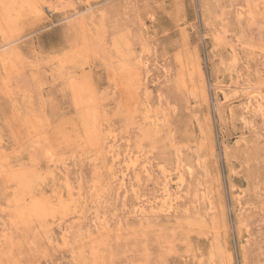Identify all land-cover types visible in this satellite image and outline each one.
<instances>
[{
    "label": "rangeland",
    "instance_id": "obj_1",
    "mask_svg": "<svg viewBox=\"0 0 264 264\" xmlns=\"http://www.w3.org/2000/svg\"><path fill=\"white\" fill-rule=\"evenodd\" d=\"M55 3L0 0V264H264V0Z\"/></svg>",
    "mask_w": 264,
    "mask_h": 264
},
{
    "label": "bare ground",
    "instance_id": "obj_2",
    "mask_svg": "<svg viewBox=\"0 0 264 264\" xmlns=\"http://www.w3.org/2000/svg\"><path fill=\"white\" fill-rule=\"evenodd\" d=\"M64 2H65V0H58V4L57 3H55L54 5H53V7H55V8H57V6L56 5H58L60 8L63 6V4H64ZM53 9V8H52ZM56 11V10H55ZM115 44V43H114ZM117 45V44H116ZM117 49H118V47H117ZM132 96V95H131ZM132 101V100H131ZM260 108V107H259ZM261 109V108H260ZM259 109V110H260ZM261 112V111H260ZM134 161V160H133ZM136 162V161H135ZM135 164V163H134ZM134 166V165H133ZM172 209V208H171ZM22 210V209H21ZM20 213V212H19ZM23 213V212H22Z\"/></svg>",
    "mask_w": 264,
    "mask_h": 264
}]
</instances>
